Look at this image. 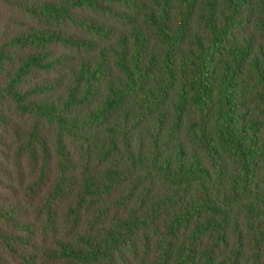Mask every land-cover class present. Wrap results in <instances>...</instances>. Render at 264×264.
I'll list each match as a JSON object with an SVG mask.
<instances>
[{"label": "trees", "instance_id": "obj_1", "mask_svg": "<svg viewBox=\"0 0 264 264\" xmlns=\"http://www.w3.org/2000/svg\"><path fill=\"white\" fill-rule=\"evenodd\" d=\"M0 264H264V0H0Z\"/></svg>", "mask_w": 264, "mask_h": 264}]
</instances>
